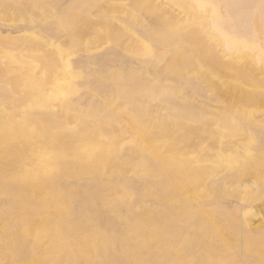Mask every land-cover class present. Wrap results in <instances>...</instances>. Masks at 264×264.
Returning a JSON list of instances; mask_svg holds the SVG:
<instances>
[{
    "label": "rangeland",
    "instance_id": "374dc122",
    "mask_svg": "<svg viewBox=\"0 0 264 264\" xmlns=\"http://www.w3.org/2000/svg\"><path fill=\"white\" fill-rule=\"evenodd\" d=\"M42 1L0 0V24L32 27L0 33V258L51 222L45 234L75 238L95 264L122 247L147 264H264V94L249 88L264 82L251 60L264 0H235L240 22L229 0H101L108 19L95 0ZM213 16L244 35L237 61L216 56Z\"/></svg>",
    "mask_w": 264,
    "mask_h": 264
},
{
    "label": "bare ground",
    "instance_id": "6f19581e",
    "mask_svg": "<svg viewBox=\"0 0 264 264\" xmlns=\"http://www.w3.org/2000/svg\"><path fill=\"white\" fill-rule=\"evenodd\" d=\"M66 1L64 0L65 3H68ZM90 1H92V0H88V3L86 1V4H90L89 3ZM99 1H101V0H95L94 1L95 7L99 8V11L97 12L95 10V7L91 8L92 11H96L95 13L93 12L94 13L93 15L95 17H102L103 19H108L109 15L107 14L106 7L104 6V4H102V1L101 2H99ZM256 1L257 0H245L244 6L245 5L246 6L253 5V4H255ZM26 2H27V0H26ZM52 2H53V0H52ZM72 2L75 5L78 4V3L80 4V2H77V1H76V3H74V0ZM32 3L33 2H31V4H30L31 7H29V8H33L35 6V3H33L34 5H32ZM36 3H37V0H36ZM39 3H40V0H39ZM44 3H45V1L43 2V4ZM146 3H147L148 6H150V5H153L154 7L157 6L156 0H147ZM195 3H197L198 5L203 4V0H197V1H195ZM229 3H230L229 11L234 16L235 20L238 21V22L242 21L245 13H242L243 10H240L241 9L240 4L238 2H236L235 0H229ZM79 4H78V6H79ZM39 5L40 4H38V6ZM68 5H69V3H68ZM71 5L72 4H70V6ZM65 6L67 7V4ZM81 6H79V7L81 8ZM83 6H86L85 2L83 4ZM90 6L91 5H89V7ZM73 7L75 8V6H73ZM73 7H72V9H74ZM76 7H77V5H76ZM26 8H27V6H26ZM34 8H36V6ZM80 8H78V9H80ZM82 9H84V7H82ZM85 10H86V12H85V14H86L88 8L86 7L84 9V11ZM88 11L91 13L90 10H88ZM75 12L78 13L77 11H75ZM82 13H83V16H84V12H82ZM89 14H87V16H89ZM90 16H89V19H90ZM172 16L175 18L174 20L176 22L191 23V21H188L187 19H185L183 17H179L178 15H172ZM30 19H32V18H30ZM87 20H88V18H87ZM28 21H29V19H28ZM30 21H29V23L31 24L32 21L31 22ZM112 21H113V19H112ZM15 22H13V23H15ZM25 24H23V25L25 26ZM92 25H95V24L93 23ZM24 26H22V24L19 25V23H15V24H11V25H9L8 23H7V25H6V23L4 25V23H3V24H0V33H2V34L4 33V35H5L6 33L10 34L11 31H14L15 34H11L10 36L13 39L16 38V40H17V38L19 37V34L21 32H23V34H25V33L27 34L32 29V27L30 29V26L28 28L24 29L25 28ZM31 26H32V24H31ZM36 26H38V25H36ZM225 26H226V24L224 23V21L217 20V18L215 16L210 17L208 22L204 25V27L210 33H212L216 38L224 41L220 45V48H219L218 52L216 53V56L217 57H222V58H224L226 60H228V59L233 57L234 60L237 61L238 59H240L242 57V55H243V51L242 50L246 47V44L244 43V35H242L240 33V34H238L237 37L234 36V35L231 36L232 38L230 37L231 38L230 39V38H228V36H227L228 34L226 33L228 28L225 27ZM229 28H231V27H229ZM27 29H29L28 32L25 31ZM233 29L234 28H231L230 31L233 32ZM130 31H132V30H130ZM130 31H127V32H129V34H130ZM232 32H231V35H232ZM36 33H37V30H36ZM36 33H33V34L36 35ZM126 34L127 33H124V36ZM35 35H33L32 38H34ZM132 35H131V37H132ZM39 36L42 37L41 40H43V38H46V36L45 37L41 36V34ZM126 36H129V35L127 34ZM23 37L25 38V36H23ZM23 37H21V38H23ZM21 38H19L18 40H20ZM24 38H23V40H24ZM36 39L37 38L35 37L34 40H36ZM46 39H48V38H46ZM126 39H127V37H126ZM20 41H19V43H20ZM161 46H162L161 50L155 53L159 57L162 56L160 54H163V53H165L167 51H176V49H177V44H175V41H173V40L169 41V42H166V45H165V43H163V44H161ZM20 47H21V45H20ZM4 51L5 50H3V52ZM107 52H109V51H107ZM42 53H43V51H42ZM201 55H203V54H199L198 56H201ZM205 55H207V54H205ZM14 56H15V54H14ZM19 58L21 59V57H19ZM103 58H106V56H102L101 55L100 59H103ZM153 58H156V56H153ZM22 60H23V58L21 59V62H22ZM251 60H252V70H253L254 74H256L255 76L259 75V73L263 74V72H264V47L261 50L257 49L256 53L251 57ZM0 61H1V59H0ZM23 64H24V62H23ZM26 65H30V64L27 63ZM33 67L34 66H31V68H29V67H27V68H29V70H32ZM138 68H140L139 65L133 64L132 62L131 63L128 62V64L126 65V69H127L128 72L138 71L137 70ZM127 74H129V73H127ZM63 77H64V74H63ZM63 77L61 76V78H63ZM183 83H184V85L187 84L186 81L183 82ZM57 84L58 83H56L55 86ZM6 86L11 87L10 84H6ZM2 87H3V89L6 88L5 86H2ZM249 88L264 94V82L261 79H253L252 86L249 87ZM52 89L56 90L55 88H52ZM50 91L52 93L53 90L49 89L47 91V89H46L45 92H44V95L45 94H50ZM216 102L217 101H214V100H211V99H208V101H207V103H209V104L210 103H216ZM253 114H255V113H253ZM19 127H21V125H19ZM54 228L55 227H54V225L51 222H48V223L39 222L38 224L34 225L33 229L28 234L20 235L19 237L15 238V239H12L9 242V245L6 248L7 251L2 250L3 253H2L1 258H0V264H26V262L28 260L31 262V264H95L93 262V260L90 261V259L86 258L84 255H82L78 251L77 242H76L75 238L67 236V235H63V234H60V233H57V234H51V233L50 234H45L47 231L51 232ZM260 233L263 234L264 232H260ZM245 235H247L246 239L248 240L247 243L245 242V245L246 244L249 245V244H252V243L255 242L254 236H253V232H252V234L251 233L250 234L246 233ZM115 238H117V237L110 236L108 241H107V244L112 245V243L116 244L118 242L119 244H123L124 245V243L116 240ZM195 241H196V239L193 241L192 247H187V248L188 249H192L194 247ZM188 244H189V242H188ZM242 244H243V242H242ZM236 246H237V248H238V246L241 247L239 239L234 240L227 248L230 251L231 250L234 251ZM120 250H121L120 251L121 252L120 257L117 254H114L113 255V260H112V257L109 254V256L107 258L103 259L98 264H110L112 262H113V264H147V262H146L147 260L144 258V256H142L143 255L142 252L136 253L135 251L128 250L125 247L120 248ZM115 251L119 252V249L116 248ZM148 264H150V261L148 262ZM159 264H161V263H159Z\"/></svg>",
    "mask_w": 264,
    "mask_h": 264
}]
</instances>
